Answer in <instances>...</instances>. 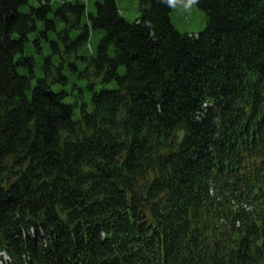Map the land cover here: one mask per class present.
<instances>
[{
	"label": "trees",
	"instance_id": "16d2710c",
	"mask_svg": "<svg viewBox=\"0 0 264 264\" xmlns=\"http://www.w3.org/2000/svg\"><path fill=\"white\" fill-rule=\"evenodd\" d=\"M89 1L0 0V251L264 264V0Z\"/></svg>",
	"mask_w": 264,
	"mask_h": 264
},
{
	"label": "rangeland",
	"instance_id": "374dc122",
	"mask_svg": "<svg viewBox=\"0 0 264 264\" xmlns=\"http://www.w3.org/2000/svg\"><path fill=\"white\" fill-rule=\"evenodd\" d=\"M121 13L129 21L133 22L137 18L136 8L138 4L134 0H117ZM97 0H90L89 10L95 11ZM173 26L181 33L198 34L207 26V15L205 11L194 3L193 0H179L178 5L173 8L171 14ZM99 35L95 34L90 43L91 53L95 51Z\"/></svg>",
	"mask_w": 264,
	"mask_h": 264
}]
</instances>
